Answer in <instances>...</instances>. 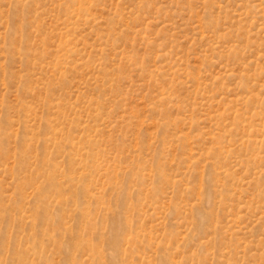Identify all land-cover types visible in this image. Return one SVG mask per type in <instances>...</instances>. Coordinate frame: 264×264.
<instances>
[{
	"label": "rangeland",
	"instance_id": "1",
	"mask_svg": "<svg viewBox=\"0 0 264 264\" xmlns=\"http://www.w3.org/2000/svg\"><path fill=\"white\" fill-rule=\"evenodd\" d=\"M0 264H264V0H0Z\"/></svg>",
	"mask_w": 264,
	"mask_h": 264
}]
</instances>
